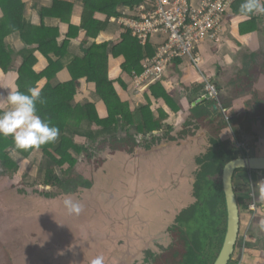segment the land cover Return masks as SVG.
Returning <instances> with one entry per match:
<instances>
[{
	"label": "rangeland",
	"instance_id": "rangeland-1",
	"mask_svg": "<svg viewBox=\"0 0 264 264\" xmlns=\"http://www.w3.org/2000/svg\"><path fill=\"white\" fill-rule=\"evenodd\" d=\"M35 9L33 7L29 9V12L28 9L26 10L25 13L27 14L28 12L27 15L29 16L31 14L33 19L30 21V17L25 15L24 22H29L28 24H31V22L34 23L35 16L38 14L40 15V11ZM0 16H2L0 18V20H2L4 15L2 14ZM8 40V46H12L14 35ZM17 41L15 43L16 49L22 50L24 48L23 45L25 44L24 40L22 38H17ZM36 54L39 55L38 53ZM254 54L255 56L253 53H251V55L247 54V56L249 57L250 55L249 58L258 61V63L261 64V60H264V52L261 54L255 51ZM251 56H254V58ZM53 60L57 63L60 61L54 57ZM124 66L122 67L123 71ZM33 67L36 73L42 74L47 70L48 64L45 65L44 63L40 66L36 60ZM200 68L203 71V67L201 66ZM123 71V77L127 78V72ZM248 71L250 72L251 70ZM123 74H121V76ZM263 75L264 73L259 74L257 72L256 77L249 79L248 83H250L251 86L247 91L246 96L248 97L243 95V97H236L231 100H234V103H238V99L241 100V98H243L245 105L250 106V108L255 107L254 110L252 109V112H254L252 117L254 118L259 114L256 120L264 125V115L261 114L264 113V111L258 109L261 104L262 106L264 105V82H261L259 85V87L262 88V91H255L253 87L254 84L256 85L257 80L261 81ZM110 78L109 75V79ZM117 78L118 76L116 77V80ZM235 84H237L240 89L241 86L238 85L239 83L236 82ZM115 85L120 86V83L118 82ZM240 85H242V82H240ZM43 87L44 85H40L38 90L41 91ZM170 87L174 88L175 85ZM10 89L18 88L14 83ZM120 93L123 97H119L127 103L129 100L127 97L128 95L125 96L121 90ZM226 99H229V97ZM88 100L92 101L88 103L97 101L92 99ZM80 101L81 104L83 103L84 105L85 99L81 98ZM148 103H144L146 104L145 106L143 103L138 104L137 102V104L140 105L138 109H136V112H138L136 115L138 117L141 115L140 111L142 108L148 107L151 109L153 106L149 97ZM191 110L192 109H190V113L187 112L184 117H181L182 119L179 120V122L182 121L180 125H176L174 128L173 125L168 124L157 136H154L153 133L149 135H141L138 133L137 129H131L129 135L126 132L121 131L114 135H107L106 138H100L97 142H90L86 139L76 138V143L83 146L84 151L81 154L73 152L75 159H77V163L74 168L71 169L70 174L67 175L68 177H71V182L68 184L65 183L62 189L57 190L53 187H50V190L47 189L49 191L48 194L52 197L51 199H47L39 193L44 192L42 189H45V187L41 182V178L52 165V162L45 158L42 150H39L40 152L36 153V150L33 151L28 158L23 157L15 150H12L15 151L16 154L13 153L11 157L15 161H18L16 163L21 165V170L20 173L18 172L19 174L12 173L7 170L0 161V193L10 188L12 185H15L16 188L17 186H20L19 184L27 182V180L33 188L28 184H23L21 186L23 187L22 189L25 191L26 187L29 189V193L27 195L25 193H22L21 195L18 194L17 200L12 205L17 209L18 214H14V212L10 210L0 214V218H7L8 221L12 222L11 224H14L16 217H19L18 221L24 223L27 219L26 215H28L31 210L34 213V217L35 215H39L41 218L38 219L40 222H37V225L40 223V226L45 229V224L50 227L55 226L59 235H56L57 242H51L49 238V241L47 240L45 244L43 240L46 241V239H42V235H40L42 239L41 242L37 243L33 253L30 254L31 256H28L24 251L15 250L13 248L16 237L18 236L20 239L29 232L26 230V227H19L18 234H16V232H13L10 229L11 226H9V229H6L7 224L3 223V225L5 224L4 226L0 225V264H14L15 261H19V264H91V261L97 256L104 257V264H122L128 260L131 261L132 264H136L138 258L142 259L140 263L143 262V257L148 249H150V251H158L160 245H153L154 243H152V241L157 239V234H154L153 231L155 227L154 224H152L153 221L156 218L162 220L156 223L163 222L166 229H163L162 233L159 232L158 234L166 235L167 232L165 231H167L168 228L170 229L178 225V217L180 216V213L189 205L183 207L181 210L179 209L177 212L175 211L176 208L172 206H178L179 201L174 197L176 194L173 195L170 192L171 188L175 187L167 186H175L174 182L177 178H172L170 176L168 180L163 179L164 175L175 174V172L173 170H170L168 173L164 172L162 173V177L160 173L155 174V172H159L160 168L158 167L157 171V167H155L154 164L160 166L162 162L155 159L154 156L151 158L144 156L145 152L154 151L156 148H162L167 142H179L182 139L185 140L191 135L192 138H190L189 141L187 140V142L198 143L202 138L201 144L203 145V149L205 148L206 153H208L212 146L215 147L212 141L220 139V134H223L226 138H222L224 140L220 139V141L225 143L227 147L236 150L234 157H240L237 147L243 152L246 151L250 156H264V147H262V144L264 143V129L263 131L257 129V123L251 124V128L248 127V129L245 130L246 125L239 121H236L237 123L235 122L236 124H233L222 120L221 128L218 129L212 126L210 128L211 131H209L202 126L197 127L199 126L198 122L193 119L195 125L194 129L191 126ZM103 111L106 114L104 109ZM62 136L63 133H60L58 140ZM115 139L126 140L128 143L126 147L128 146V150L133 149L134 152L129 154L128 151H126L127 149H125V152L124 150L120 151L115 143ZM135 141L138 143L136 146ZM206 153L195 154V156L199 157L198 159H201L207 155ZM89 156L93 157L92 161L89 160ZM94 161L95 163L92 165V162ZM187 165H189V163ZM192 165H195V169H197L195 173L196 183L201 169L194 161ZM65 167V169L69 168V166ZM55 168L57 175L61 177L62 170L58 166H55ZM167 169L170 168L167 167ZM240 175H242V173L238 174V176ZM65 177L66 176L63 175L62 180L67 179ZM87 182L93 183L94 188L82 192V187L80 188L81 183L83 185ZM237 183L242 185V178L237 179ZM251 186V182H247L245 183L244 189L247 188L248 190ZM20 190L21 189H19V191ZM241 190V188L240 191L238 190L239 193ZM37 191H39V193H37ZM243 192L247 195V191ZM2 194L4 193L0 194V198ZM63 196L65 197L64 199ZM131 196V201H127ZM30 197H33L32 202H30ZM138 199L139 204L136 205L137 208L130 207L134 206L131 205V202L136 203ZM193 199L194 203H196L197 199L194 195ZM69 201L73 204L80 205L81 211L78 213L70 211L68 204ZM2 203L3 207H8L4 201ZM3 207L0 206V211ZM4 209H10V207ZM124 210L126 211L127 216L124 218H117L119 213ZM129 211H134L135 216L128 215ZM48 212H51L52 214ZM42 220L43 222H41ZM117 223H119V225H117ZM262 225L264 224L262 223ZM258 229L262 232L260 227ZM42 233L43 230H41V234ZM148 237L154 238L151 241ZM58 238H60L59 242ZM174 238L175 237H172L170 234L167 238V243L164 242V245L169 244V246H171L174 242ZM24 241L25 240H18L19 248L26 249L30 247V244L27 242L24 243ZM45 250L48 251L45 252ZM140 251H142L143 254ZM30 257L34 259H31ZM31 260H34L33 263ZM262 262L264 263V261ZM235 263L243 264L238 256H235L233 260V264ZM263 263H258L256 261L252 262V264Z\"/></svg>",
	"mask_w": 264,
	"mask_h": 264
},
{
	"label": "trees",
	"instance_id": "trees-1",
	"mask_svg": "<svg viewBox=\"0 0 264 264\" xmlns=\"http://www.w3.org/2000/svg\"><path fill=\"white\" fill-rule=\"evenodd\" d=\"M107 1L109 2L108 7H104L100 11L108 14L109 24L113 17H121L118 13L120 6L124 5L126 8L134 10L147 0ZM242 2L243 0H239L233 5L226 19L230 18L229 15L231 18L249 19V22L240 26V35L244 37L257 31L258 21L264 20V15L240 16L238 10ZM59 6L60 4L55 3L56 8L52 11L41 12L42 19L54 16L57 10L60 11ZM25 10L26 6L23 0H0V11L4 14V19L0 20V69L7 75H17V88L22 92L27 93L29 88L38 89L40 85H44L40 92L42 97L46 99V103L37 104L38 114L42 118L50 120L53 125L60 129V133H63V136L54 144L39 149L43 151L45 158L52 162V165L41 178L43 186L58 190L62 189L65 183L71 182V177L67 175L77 163L73 152L81 154L84 151V147L76 143V138L97 142L100 138H106L107 135H114L121 131L129 135L131 129H137L139 134L145 135L165 129V122L169 119V115L162 111L161 116L156 119L152 110L144 107L138 117L136 109H133L128 103H124L119 97L115 84L109 79L108 45H95L87 51L84 59L76 60L68 69L72 76V82L54 88L51 83L63 70V66L55 62L51 56L62 59L65 55V48L57 49L59 34L56 31L47 30L42 24L43 21L38 28L28 26L24 22ZM16 34L21 35L28 47V50L17 52L18 54L8 46L7 42L11 36ZM262 34L264 37V31ZM127 35L124 44L115 49L114 57L126 59L124 71L129 75L134 73L141 75L143 57L137 49L142 52L141 49L144 48L133 38L130 30H128ZM36 53L48 62V68L42 74L34 71L33 65L37 60L35 58ZM16 56L22 60L19 67L15 65ZM81 81H85L97 89L98 95L106 105L107 117L100 114L96 103L81 104L80 98H78ZM153 92H155L154 96L159 99L163 98L169 105L171 104L172 97L164 92L161 86L158 89L155 88ZM172 108L179 111L175 104L172 105ZM202 115L209 116V111L207 110ZM217 119H212L211 123H215ZM221 127L220 125L219 128ZM212 142L215 147L212 146L204 158L197 160L201 169L194 185V196L197 201L182 211L178 217V225L170 228L172 237H177L180 234L181 239L164 254L165 259L162 264H170V262L172 264H214L221 250L227 222L222 175L225 165L235 157L234 152L220 140H213ZM115 143L120 151L124 150L125 152L127 149L128 153L134 152L133 149L128 150L126 140L115 139ZM137 144L135 141V146ZM10 150H15L26 158L35 151L16 150L11 137L0 136V161L12 173H18L21 170V165L11 157ZM88 158L91 161L93 159L92 156ZM94 163L95 161L92 162V165ZM55 166L62 170L61 175L66 176L65 178L68 180H62V176L57 175ZM65 166H69V168L65 169ZM244 172L248 173L247 171ZM80 188L82 192L87 191V189H93L94 184L87 182L82 185L81 183ZM11 191V188H8L1 192L4 193L9 207H13L15 202V200L11 201ZM243 202L241 200L239 203L240 210L243 214H249L251 201ZM246 253L251 256L262 257L261 254L259 255L257 251H252V249Z\"/></svg>",
	"mask_w": 264,
	"mask_h": 264
},
{
	"label": "crops",
	"instance_id": "crops-1",
	"mask_svg": "<svg viewBox=\"0 0 264 264\" xmlns=\"http://www.w3.org/2000/svg\"><path fill=\"white\" fill-rule=\"evenodd\" d=\"M24 4L26 6V10L33 8L35 10L40 11V15H36L34 19V23L31 22V24H28L25 22L28 26H31L33 28H38L41 26V23L43 21V25L47 30L50 31H56L58 32V40H57V49L61 50L65 48V55L58 63H60L63 66V70L57 75V77L53 80L51 83L54 88L68 84L72 82V76L70 71L68 70L70 66L76 61L84 59L86 56V52L89 51L91 48L96 46H107L108 49V55L110 57L109 62V75L110 80L119 85H115V88L117 90V93L120 97H123L120 93V90L123 92V94L126 96L128 95V101L127 103L131 105L133 109H138V107L143 103V105L146 106L144 103H148V97L149 100L152 101L153 106L151 107L152 112L155 115V118L161 116L162 111L169 115V119L165 122V128L166 126L173 125L175 128L176 125H180L181 122H179L181 117H184V115L188 112L190 113L191 110V126L195 129V125L193 122V119L198 122L197 127L202 126L205 129H208L211 131V127L214 126L216 128H219L222 123L220 121H217L215 123H211L212 117H208L205 115L203 116L202 113L207 111L206 102L203 100V96L205 94V88H206V82L204 81L206 78L211 79L212 83H214L215 86L219 88L221 91L223 98L225 99V104L230 109L232 114H235L236 118L235 121H239V119L243 118V123L246 125L245 129H248V127L251 128V124L257 123V129L263 131L264 125L257 121L258 115H256L254 118L252 117V112L255 107L250 108V106L245 105V101L243 98L241 100L238 99V103H234V100L226 99L227 97L233 99L236 97H243L247 95L248 87L246 86V83L250 85L249 79L252 77H256L257 72L259 74L264 73V60H261V64L258 63V61H254L253 59L249 58L251 53L255 56L254 52L257 51V53L263 54L264 52V37L262 32L264 31V20L258 21V29L255 33H251L250 35L242 37L240 35V26L243 25L246 22H249V19L242 18V17H232L229 15L230 18H227L225 20V23L223 25V32L219 35L218 39L213 42H207L204 44L200 50L198 51L199 58L201 59V65L199 68H196L194 66V63L191 59H185L183 61H178L171 65L166 73H164L159 80H156L153 82L150 86L141 88L139 86V80L138 78L144 73V65L146 61L149 58L155 57L157 50L163 46L167 41V37L165 36H158L151 40L149 45L147 47H142L144 49H141L142 52L139 54L142 55V62H141V69L142 73L141 75H136L135 73L133 75H129L126 73L127 78H124V74L122 73V67L126 63V59L124 57L120 59H116L114 57V51L117 47L121 46L125 42V37L128 36L127 32L128 29L125 25H123L125 20H136L139 15V10H141L142 7L151 5L153 3V0H147L144 3L140 5V7L132 10L128 7L126 8L124 5L120 6L118 8V13L120 14V18L113 17L110 23L108 24V14L101 13V9L104 7H108V1L107 0H23ZM34 3V4H33ZM55 3L60 4L59 10L55 12L54 16H50L42 19L41 12L43 11H52L55 9ZM191 3L195 8H198L201 5V0H191ZM30 5V6H29ZM89 5V6H88ZM36 6V7H35ZM38 7V8H37ZM25 10V12H26ZM27 12V14H28ZM3 13L0 11V15ZM25 15L27 17H30V21H32V15L30 14ZM4 15V14H3ZM258 16V15H257ZM2 16H0L1 18ZM4 19V18H3ZM85 27V28H83ZM131 31V30H130ZM132 32V31H131ZM133 35V32H132ZM18 39H21L20 34L14 35V42L12 46H10L11 49L17 52H23L25 50H28V47L26 43L23 45L24 48L22 50L16 49V41ZM135 39V37L133 36ZM132 39V41L134 40ZM137 40V39H135ZM134 40V41H135ZM19 41V40H18ZM17 41V42H18ZM138 41V40H137ZM136 42V41H135ZM139 42V41H138ZM140 43V42H139ZM15 44V45H14ZM148 48V49H145ZM247 54H250L249 57ZM254 56H251L254 58ZM53 58V55L51 56ZM35 58L37 59L38 65L42 66V64L45 63L47 65V60L39 55H35ZM55 58V57H54ZM57 59V58H55ZM16 67H19L22 63V60L20 57L18 58L16 56ZM203 67V71L200 67ZM248 70H251L250 72ZM124 72V71H123ZM123 74L121 76V74ZM254 75V76H253ZM118 76L117 80L116 77ZM264 75L261 79V81H256V85L254 84L253 87L255 91H262V88L259 87L261 82H264ZM17 81L18 77L16 74H5L2 70H0V97L7 95L8 90L10 87L15 83L17 87ZM241 86L240 89L238 88L237 84ZM240 82H242V85H240ZM255 83V82H253ZM259 83V84H258ZM172 85H175V87H170ZM119 86V88H118ZM161 86L163 91L172 97L171 104H175L179 111H176L172 108V105L168 104L163 98H157L154 96L153 90L155 88L158 89V87ZM158 91V90H157ZM248 97V96H246ZM78 98H84V103L92 102L88 99L97 100L96 105L98 106V109L100 110V114L103 117L108 116L106 105L104 104V101L102 98L98 95L97 89L94 88V86L87 84L85 81H81V88L78 92ZM87 99V100H86ZM191 101V102H190ZM126 103L125 101H123ZM138 102V104H137ZM149 104V103H148ZM10 106L7 104L0 105V110H8ZM103 109L106 111V114L104 113ZM253 109V110H252ZM257 109V108H256ZM259 110L264 111V105H260L258 108ZM193 111V112H192ZM178 120V121H177ZM247 122L250 123L246 124ZM190 123V122H188ZM189 125V124H187ZM211 125V126H210ZM161 131L154 132L153 135L157 136L159 135ZM264 133V132H263ZM142 135V134H141ZM199 136V135H198ZM222 138H226L223 134H220ZM224 136V137H223ZM264 137V136H263ZM143 138V137H141ZM191 135L188 136L185 140H180L179 142H167L162 148H156L154 151H147L144 153V156L152 157L154 156L155 159H158L161 161V165L157 166L154 164L155 167H158L161 177L162 173L164 172H170V170H173L175 174H167L164 175L163 179L168 180L170 176L173 178H177L175 180V186H167V187H175L171 188V193L174 195L176 194V197L179 201L178 206H172L175 207V211L181 210L183 207L189 205L187 208H189L191 205L194 204V185H195V176L196 171L195 165H192L193 161L196 162L199 157H196L195 154H205V148L203 149L202 138L198 143L193 142L189 143L187 140H190ZM194 138V137H193ZM224 140V139H223ZM262 147H264V143L262 144ZM264 151V150H263ZM36 152H40L39 150H36ZM11 155L13 153L16 154L15 151L10 152ZM130 154V153H129ZM207 154V153H206ZM195 157V160H194ZM147 158V159H150ZM157 160V161H158ZM18 162V161H16ZM189 163V165H187ZM195 164V163H194ZM197 166H199L197 164ZM170 168V169H167ZM199 168V167H198ZM20 173V171H19ZM18 173V174H19ZM23 184H28L32 187L30 183L23 182L22 184H19L20 186H17L15 188V185L10 186L11 188V195L12 200H17L18 194H22L19 189H22L21 187ZM177 184V186H176ZM33 188V187H32ZM29 193V189L25 187V194ZM27 195V194H26ZM138 197V196H137ZM136 197V199H137ZM173 197V196H171ZM65 197H63L64 199ZM131 198H128L127 201H131ZM30 202L33 201V197H30ZM5 202L7 205V200L4 197V194L1 196L0 199V206L3 207V203ZM137 204H139V199L136 203L131 202L130 206L132 208H137ZM9 207V206H8ZM8 207H3L2 210L6 211H13L14 214H18V211L15 207H10V209H4ZM168 208V207H167ZM170 209V208H168ZM167 209V211H168ZM127 211V209H126ZM126 211L119 213V216L117 218H124L127 216ZM147 214V213H145ZM128 215L135 216L134 211L128 212ZM34 216V213L30 210L29 214L26 215V218H31ZM130 217V216H129ZM16 220H19V217H16ZM245 220V221H244ZM244 223H248L247 217L244 215ZM162 221L159 218H156L152 224H154V234L156 235V240L152 241L154 237H148L152 241V243L159 242L162 245L164 242H166L167 238L170 236V232L167 229L166 235L164 234H158L159 232L162 233L163 229H166L163 222L156 223ZM247 221V222H246ZM119 225V223H117ZM258 225L262 226L261 230L263 231L264 225H262L261 221L258 222ZM256 229V228H255ZM253 231V234L256 235V233L260 232V229H257V231ZM26 230L29 231L24 237L18 239V240H25L24 243H29L30 247L36 246L38 241L36 240L35 236V230L31 228V226H27ZM17 232V231H16ZM152 233V232H151ZM152 233V235L154 236ZM41 231L38 232V236L40 237ZM17 240V239H16ZM139 255V254H138ZM258 262V258L256 256H251L250 254H247L245 257L244 264H252V262ZM125 263V262H124ZM122 263V264H124ZM121 264V263H120ZM126 264H132L131 261H126Z\"/></svg>",
	"mask_w": 264,
	"mask_h": 264
},
{
	"label": "built area",
	"instance_id": "built-area-1",
	"mask_svg": "<svg viewBox=\"0 0 264 264\" xmlns=\"http://www.w3.org/2000/svg\"><path fill=\"white\" fill-rule=\"evenodd\" d=\"M239 0H201L195 8L191 0H153L139 10L136 20H125L123 25L143 47L158 36L167 37L153 58L144 65V73L138 78L141 88L150 86L178 61L191 59L196 68L201 65L197 54L207 42L216 41L223 32L226 16ZM205 96L217 99V87L206 78ZM255 212V204L249 207Z\"/></svg>",
	"mask_w": 264,
	"mask_h": 264
},
{
	"label": "flooded vegetation",
	"instance_id": "flooded-vegetation-1",
	"mask_svg": "<svg viewBox=\"0 0 264 264\" xmlns=\"http://www.w3.org/2000/svg\"><path fill=\"white\" fill-rule=\"evenodd\" d=\"M246 86L249 88L251 85L246 83ZM217 91H218L217 92V94H218L217 99H211L208 96H205V94L202 97L203 100L205 99L204 101H207L205 108L209 111V116L208 117H212V119L218 118L217 121H220L221 123H222V120H224L227 123L236 124L237 123L235 121L236 116H235V114H232L230 109H228V107L226 106L225 99L223 98V95H222V93H221V91L219 90L218 87H217ZM229 100H231V98H229ZM210 109H212V110H210ZM261 114L264 115V113H261ZM242 121H243V118L239 119V122L243 123ZM246 124L250 125L249 122H247ZM249 133L251 134L250 131H249ZM220 139L223 140L221 136H220ZM220 139H217V140H220ZM227 148H229V147H227ZM229 149H231L234 152V156H235L236 150L233 149V148H229ZM237 151H239V153H240V157H237V158H242V157H264V156H252V155L250 156L248 153H246V151H244V152L241 151V149L239 147H237ZM235 158H233V159H235ZM244 171H247V170H240V171L236 172L235 178H234V187H235V191H236L238 204L240 203L241 200L244 201V202H247L248 200H250L252 203L255 204V212L251 213V214L250 213L249 214H243V212L240 213V216H241V227H240V232H239V238H238V242H237L235 253H234L233 257H232V260H231L230 264H233V260H234L235 256L240 257L241 262L244 264L245 257L247 255L246 252H248L250 249H252V251L253 250L257 251L259 255L261 254L262 257L256 256V258L258 257V263L259 262L263 263L262 261H264V228H263L262 232H258V233H256V235L253 234V231H254L255 228H256L255 231H257V229L259 227L261 228V226L258 225V222L261 221V223L264 224V218H263V215H264V202H263V199L264 198H262L260 187L258 185L261 181H264L263 180L264 179V171H247L248 173H246ZM239 173H242V175L238 176ZM241 178H242L243 184L239 185L237 183V179H241ZM247 182H251V185H252L251 188L248 189V190H247V188L244 189L245 183H247ZM237 186H239V187H237ZM49 188L50 187H45V189L41 188L42 190H44V192H40L39 193V191H37V193L43 195L47 199H51L52 197L48 194L49 193L48 190H50ZM240 188L242 190L239 193ZM243 191H245V192L247 191V193H246L247 195H245ZM20 192L21 193H25L24 189H21ZM26 194H28V193H26ZM239 208H240V206H239ZM3 212H5V211L1 210L0 214H2ZM48 213H51V212H48ZM244 215H245V217H247V219L249 221L248 223H244V221H245L244 220ZM252 217H254L253 220H251ZM38 219H41L40 216L39 215H35V217L34 216H32L31 218L28 217L24 223H21L20 221L16 220L14 224H11L12 222L8 221L7 218H0V220H1L0 225L4 226L5 224H7L6 225V229H9V226H11L10 229L13 232H16L17 230H19V227H27V226L30 225L31 228L34 229L35 232H36L34 237L36 238V240L38 242H41L42 239H46V241L43 240L44 244H45L49 238H50L51 242H57L56 235H59V233L56 231L55 226L50 227L47 224H45V226H44V227H46V229H45L42 226H40V223L37 225V222H40ZM41 222H43V220ZM3 223H5V224L3 225ZM41 230H43V233L41 234L42 235V239H41V237L38 236V232H40ZM12 231H9V232H12ZM169 232L171 233V231H169ZM16 234H17V232H16ZM16 239H15L16 241L14 242L13 248L15 250L24 251L26 255L31 256L30 254L33 253V251H34V249L36 247L32 246V247H29V248H26V249H21L18 246L19 237L17 236ZM180 239H181V235L178 234L177 237L174 238V242H173V244L171 246H173L176 243H178V241ZM59 240H60V238H58V242H59ZM158 243L159 242H156V243L153 244V245H156V244L160 245V247H158V251H155V250H151L150 251V249H148L146 254H145V256L143 257L144 258L143 262L140 263L142 261V259L138 258L136 260V264H156V263L162 264L164 259H165L164 258V254H166L168 252V249L171 246H169V244L168 245L167 244L166 245H164V244L162 245L161 243H159V244ZM166 243H167V240H166ZM46 251H48V250H45V252ZM140 252H142V251H140ZM142 254H143V252H142ZM31 259H34V258H31ZM158 259H161V260H158ZM33 261L31 260L32 263H33ZM134 263H135V261H134ZM14 264H19V261H15ZM27 264H29V263H27ZM170 264H172V263L170 262Z\"/></svg>",
	"mask_w": 264,
	"mask_h": 264
},
{
	"label": "clouds",
	"instance_id": "clouds-1",
	"mask_svg": "<svg viewBox=\"0 0 264 264\" xmlns=\"http://www.w3.org/2000/svg\"><path fill=\"white\" fill-rule=\"evenodd\" d=\"M238 14L245 17L264 15V0H243ZM38 103L43 105L46 99L35 87L29 88L27 93L9 89L7 95L0 97V105L10 106L6 111L0 110V136L11 137L16 150H39L46 145L54 144L60 136V129L38 114ZM258 185L264 198V181ZM68 204L70 211L75 213L81 211L80 205L71 201ZM251 204L252 202L249 207ZM91 264H104V257L97 256Z\"/></svg>",
	"mask_w": 264,
	"mask_h": 264
},
{
	"label": "water",
	"instance_id": "water-1",
	"mask_svg": "<svg viewBox=\"0 0 264 264\" xmlns=\"http://www.w3.org/2000/svg\"><path fill=\"white\" fill-rule=\"evenodd\" d=\"M240 170L264 171V157L235 158L229 161L223 169L222 184L226 201L227 222L224 241L214 264H230L236 250L241 216L234 187V178L236 172Z\"/></svg>",
	"mask_w": 264,
	"mask_h": 264
}]
</instances>
